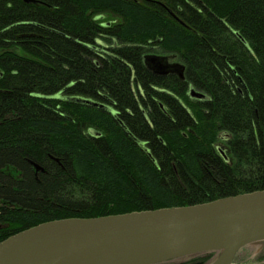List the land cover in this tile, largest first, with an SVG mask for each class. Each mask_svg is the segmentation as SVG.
<instances>
[{
	"label": "trees",
	"instance_id": "obj_1",
	"mask_svg": "<svg viewBox=\"0 0 264 264\" xmlns=\"http://www.w3.org/2000/svg\"><path fill=\"white\" fill-rule=\"evenodd\" d=\"M42 1L46 4L0 0V242L51 220L186 206L264 189V0H200L207 9L205 19L184 11L179 15L197 34L148 6L122 2L127 9L139 10L125 12L122 37L144 45L161 39L165 49L183 57L189 44L187 78L215 102L212 115L196 107L192 117L180 106L185 92H177L173 102L180 105L172 108L174 120L154 114L153 128L139 109L129 114L122 105L163 99L153 87L162 85L161 80L129 57L133 48L124 49L139 72L137 99L127 65L116 59L102 60L99 66L92 62L94 53L87 45L92 38L83 27L91 0ZM164 1L170 7H188L185 0ZM74 15L79 17L78 38L72 34ZM31 21L61 26L62 36L47 33L40 42L29 41L23 36L33 29L23 23ZM227 71L237 83L243 81L250 98L226 90ZM173 88L178 90V84ZM103 94L120 114L64 98L81 95L102 101ZM218 123L238 137H248L245 148H239L244 166L233 171L217 164V181L207 177L205 184L194 183L192 178L199 175L192 152L199 139L187 146L182 131L192 127L198 136L215 134ZM93 127L103 132L101 138L90 135ZM131 133L151 137L160 168L135 145ZM172 159H183L187 171L178 166L177 175Z\"/></svg>",
	"mask_w": 264,
	"mask_h": 264
},
{
	"label": "water",
	"instance_id": "obj_2",
	"mask_svg": "<svg viewBox=\"0 0 264 264\" xmlns=\"http://www.w3.org/2000/svg\"><path fill=\"white\" fill-rule=\"evenodd\" d=\"M167 60L146 57L156 74H183L184 65ZM263 244L264 189L186 206L43 222L1 241L0 264H176L201 254L213 255L204 264H235L242 249L255 246L256 254Z\"/></svg>",
	"mask_w": 264,
	"mask_h": 264
},
{
	"label": "flooded vegetation",
	"instance_id": "obj_3",
	"mask_svg": "<svg viewBox=\"0 0 264 264\" xmlns=\"http://www.w3.org/2000/svg\"><path fill=\"white\" fill-rule=\"evenodd\" d=\"M29 3H43L46 4L42 0H24ZM188 4V7H181L180 5L176 8L179 13H186L188 16L193 14H199L200 18L205 19L206 18V8L202 4V2L199 0H185ZM122 2H127L129 4H137V5H145L148 6L147 8L152 9L153 11L159 13V14H170L173 11V7H170L166 4L164 0H91V3L89 4L88 11L86 14V24H84L85 28L90 33V37L92 38L87 43L88 47L92 49V52L94 55L92 56V62L96 65H101L102 60L105 61H112L113 59L120 60L122 62V66H128L129 67V77H130V83H131V90L133 94L135 93V96L137 99L139 98V84L137 82V67L136 65L131 62V60L127 59L126 55H124L123 51L127 48H133L129 50V57L133 59V57H136L137 59H140L138 61V67L141 68V59L144 54L148 53L151 55H160V56H166L167 61L169 64H175V63H181L184 65V72L182 75H180L178 72H170L168 74H156L154 72L148 71L154 78L157 80H161L159 82L162 83V85H154L155 91H157V94H160L163 96V99L155 96L153 98L152 103H142L138 102L137 104H131V105H122V111L127 110V112L130 114L133 109H139L141 111V114L143 115V118L145 121L153 128L155 126V120H154V114L159 116L160 118H166L167 120L173 121L174 120V114L172 111L173 107H177L180 104H175L173 102V98L175 95H178L177 92L184 91V95H186V98L182 101L181 105L184 108V111L191 115L193 117V112L198 107V110L200 113L204 115H212L213 109L215 108V102H213V97L210 96V94L197 86L194 85L193 82L189 81L187 76L190 71V60L191 56H189V44L187 45V54L186 56H181L179 52L177 51H170L169 49H165L164 46H162L161 39H157L149 41L148 44H142L141 42H138L136 40H130L122 37L123 28L125 26V12L127 10H134V12H138L139 10L137 8H129L127 9L124 7ZM51 7V6H50ZM81 12H83V9H80ZM184 11V12H183ZM170 12V13H169ZM176 13V12H175ZM174 13V14H175ZM169 16V15H168ZM219 19V18H218ZM72 20L74 22L75 29L73 31V36L76 38L79 37V30L80 23H79V17L77 15H74L72 17ZM60 21V18L58 19V22ZM223 24L224 21L220 20ZM23 24H26L29 26V30L31 31V28L33 29L32 32H27L25 36L27 39L29 38V41L32 42H40L41 38H44L47 33H55L58 36H62L61 33V26L53 25V24H43L40 23V21H31V22H25ZM62 24V22H61ZM83 24V23H82ZM187 24V23H186ZM187 26H190L187 24ZM189 28V27H185ZM190 29V28H189ZM192 30V29H191ZM196 33V32H195ZM197 34V33H196ZM74 40V39H72ZM77 41V39H75ZM144 46V47H143ZM135 53V54H134ZM230 69L232 70L235 77L238 79V75L236 74V70L233 65H230L228 63ZM1 75V74H0ZM224 82L227 84L226 90L231 91L234 95L238 94L241 98L248 97L250 98V93L247 89V87L244 85L243 81H238L240 83H237L235 78L230 74L228 71L226 72V75L223 74ZM178 84L179 89L176 90L173 88L174 83ZM164 83L166 85H164ZM241 84V85H240ZM191 88H196L198 92H200L204 97L194 96L190 93ZM225 90V89H224ZM104 100L102 101H96L100 104H102V109L106 110L108 113H111L113 116H117L120 114V112L116 111L115 104L109 97H107L105 94H103ZM93 100V99H92ZM191 101V102H190ZM258 113V112H257ZM123 116V113H122ZM160 120V119H159ZM120 121V120H119ZM222 122V121H221ZM122 127L125 129L123 121L120 122ZM217 130L215 134H206L203 136H198L195 134L194 129L192 127H188L187 130H183L182 134L185 140L187 141V146H190L191 141L193 142L196 138L199 139V144L197 148L192 152V156L194 158V162L197 167V178H192L194 183H200L202 182L205 184L206 181H209L207 177H209L211 180H218L220 177L219 171L217 166H225L227 168H230L231 170L235 171L237 167L244 166L243 162L240 161V151L239 148L242 149L245 148L246 142H248V137H238L237 134L232 133L231 131L222 128L220 123H218ZM126 130V129H125ZM92 137L95 138H101L103 136V132L101 130H97V134H90ZM147 138V139H146ZM134 141V140H133ZM151 137L147 136L144 139L138 138V141H134L135 145L140 147L141 150H145L147 155L149 157H154L155 159L152 160L155 162L158 168L159 167V160L155 157L151 145L152 141ZM158 141L162 144L166 145L165 142H163L162 138H158ZM190 141V142H189ZM169 142V141H168ZM173 142H171V145H169L170 153L173 154L172 150L176 148ZM167 146V145H166ZM251 153H249L250 155ZM185 159V158H184ZM171 161V166L174 170V172L178 175L179 174V167L187 171L186 168L188 167L185 164V161L182 159H178L177 162H175L173 159ZM219 164V165H217ZM179 166V167H178ZM200 181V182H199ZM207 261V260H206ZM264 261V250L263 254L260 255L257 259H250L249 257H244V259L241 262H238V264H245V263H255V262H262ZM204 264V263H203Z\"/></svg>",
	"mask_w": 264,
	"mask_h": 264
},
{
	"label": "bare ground",
	"instance_id": "obj_4",
	"mask_svg": "<svg viewBox=\"0 0 264 264\" xmlns=\"http://www.w3.org/2000/svg\"><path fill=\"white\" fill-rule=\"evenodd\" d=\"M178 7V6H177ZM177 7H173L174 9H173V11H170V12H172V13H170V14H168L169 16H170V18H172L174 21H177L181 26H184V27H189L190 28V30L191 31H193V32H196L193 28H191L190 26H187V24L180 18V13L178 12V10L176 9ZM176 12V13H175ZM175 13V14H174ZM220 20H222V21H224V24L222 23V25H224L226 28H228L232 33H234L238 38H240L239 36H241L240 35V33L237 31V30H235L226 20H224V19H220ZM188 28V29H189ZM242 37V36H241ZM149 55H151V54H148V53H146V54H144L143 55V57H142V59H141V64H142V66H144L145 68H146V70L147 71H152V72H154L152 69H150L149 68V66L147 65V63H146V57L147 56H149ZM158 56H160V55H158ZM138 60H140V59H138ZM181 64V63H180ZM183 65V64H182ZM155 73V72H154ZM192 90H194V91H196V92H198L197 90H196V88H191L190 89V93H191V91ZM198 93H200V92H198ZM201 94V93H200ZM65 99H67V100H71V101H73V102H76L75 100H73V99H75V98H78V99H91V98H88V97H84V96H81V95H74V96H65L64 97ZM76 103H79V104H84V103H80V102H76ZM84 105H87V104H84ZM98 108H100V109H102V107H98ZM102 110H104V109H102ZM106 111V110H105ZM97 130L98 129H96V128H89V133L90 134H94V133H96L97 132ZM131 138L134 140V141H138V137H136L134 134H132L131 133ZM184 264V263H183Z\"/></svg>",
	"mask_w": 264,
	"mask_h": 264
},
{
	"label": "rangeland",
	"instance_id": "obj_5",
	"mask_svg": "<svg viewBox=\"0 0 264 264\" xmlns=\"http://www.w3.org/2000/svg\"><path fill=\"white\" fill-rule=\"evenodd\" d=\"M263 250H264V244L262 245L260 251L258 253L255 254V246H250V247H246L244 249H242L236 256L234 263L238 264V262H241L244 257H249L250 259H257L258 257H260V255L263 254ZM213 255H207V254H201L199 256L196 257H189V258H184V259H177L174 261V263L176 264H183V263H187L190 262L194 259H202V258H207V259H211Z\"/></svg>",
	"mask_w": 264,
	"mask_h": 264
}]
</instances>
